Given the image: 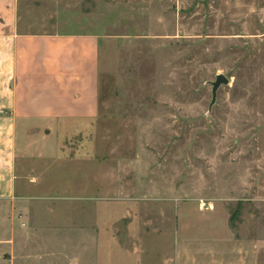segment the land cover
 I'll list each match as a JSON object with an SVG mask.
<instances>
[{
    "label": "rangeland",
    "instance_id": "1",
    "mask_svg": "<svg viewBox=\"0 0 264 264\" xmlns=\"http://www.w3.org/2000/svg\"><path fill=\"white\" fill-rule=\"evenodd\" d=\"M20 15L28 34L95 39L98 115L16 159L0 264H264V0H20Z\"/></svg>",
    "mask_w": 264,
    "mask_h": 264
},
{
    "label": "crops",
    "instance_id": "2",
    "mask_svg": "<svg viewBox=\"0 0 264 264\" xmlns=\"http://www.w3.org/2000/svg\"><path fill=\"white\" fill-rule=\"evenodd\" d=\"M25 23L20 0H0L1 119L9 123L8 149L0 159L3 199L13 197L18 183L16 159L49 153L60 123L88 122L98 115L95 39L28 34L21 29Z\"/></svg>",
    "mask_w": 264,
    "mask_h": 264
},
{
    "label": "water",
    "instance_id": "3",
    "mask_svg": "<svg viewBox=\"0 0 264 264\" xmlns=\"http://www.w3.org/2000/svg\"><path fill=\"white\" fill-rule=\"evenodd\" d=\"M230 83V80L223 74L217 75L214 82H211L212 86V101L210 108H212L216 103L217 93L221 86L225 85L228 86Z\"/></svg>",
    "mask_w": 264,
    "mask_h": 264
}]
</instances>
